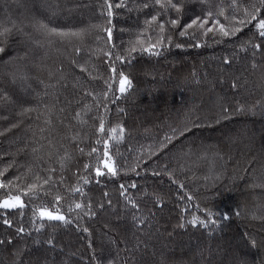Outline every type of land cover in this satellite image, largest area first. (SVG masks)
I'll return each mask as SVG.
<instances>
[{
  "label": "trees",
  "instance_id": "trees-1",
  "mask_svg": "<svg viewBox=\"0 0 264 264\" xmlns=\"http://www.w3.org/2000/svg\"><path fill=\"white\" fill-rule=\"evenodd\" d=\"M110 2L0 0V202L25 205L0 208V264H264V37L237 23L258 0Z\"/></svg>",
  "mask_w": 264,
  "mask_h": 264
},
{
  "label": "snow or ice",
  "instance_id": "snow-or-ice-1",
  "mask_svg": "<svg viewBox=\"0 0 264 264\" xmlns=\"http://www.w3.org/2000/svg\"><path fill=\"white\" fill-rule=\"evenodd\" d=\"M157 2L159 3L160 0H157ZM105 3H106V6H107V15H108V17H112L113 16V11H112L113 4L110 2V0H105ZM123 6H125L124 3H123V0H120V2L115 5L116 8H120V7H123ZM161 6L162 7L168 6V7H171L173 9H175L176 11H179V8H177L176 4L172 3V0H168L167 5H163L162 4ZM145 7H147V5H145ZM261 9H264V0H258V4L252 5V10L251 11L245 9L244 18H242L239 21H237V23L239 25L243 26L245 24L255 22L254 26H255V28L258 31V35L260 37H264V17L260 16ZM212 15L213 14L211 12L208 13V17L209 18ZM219 15H223V11H221L219 13ZM155 20H156V17L153 16L152 17V21H155ZM108 23L111 24V19L108 21ZM149 23H151V22H149ZM170 23H171V25L175 26V25L178 24V21L174 19V20H171ZM206 24H208V19L201 20L198 17L197 19H194L191 24L187 25V27L188 28H192L193 26H198L200 29H205V25ZM215 24L219 25L217 31L222 36L233 35V34H235V32L241 30L240 28H237V27H232L231 29L225 28V26L223 24H220L219 21H216ZM41 27H47V26L46 25H41ZM159 28H160V32L162 33L164 31V25L160 24ZM102 30L107 32L108 38H109V40H111L112 28L111 27H106V28H103ZM213 30H214L213 28H207V29H205L204 34H207L208 32H212ZM7 31L8 30L5 29V32H7ZM49 32L51 34L60 35V36L69 35V33L57 32V30L54 29V28L53 29H49ZM71 35L75 36V35H79V33H71ZM180 35L181 36L185 35V32H181ZM150 39L151 38H149V40ZM136 43L140 45V50L145 51V52H150L151 54H154V55H159V52H154L153 49L157 48L160 44L163 43V37L158 39L155 44L149 43L147 47L143 46L144 42L141 41V40H138ZM177 47H180V45H177ZM254 47L259 48L260 46L259 45H254ZM135 51H137V47H136V44H133V46L129 49V54H131L132 52H135ZM107 55L110 56L111 53H107ZM116 59L121 61V62H124L123 58L121 56H119V55L116 56ZM111 71L113 73V76H112L111 79H114L115 78L116 69L114 67H112ZM126 85H127V88H131V81L128 79L127 76H125L123 74V72H121L120 73V81H119V92L121 94H123L127 90V88L125 87ZM108 87H109V89H111V87H112L111 83H108ZM105 95H107V94L105 93ZM117 128H119V135L118 136L116 135ZM98 131L104 132V124H103V122H101ZM110 132L112 134L110 139L120 140V139L123 138L124 128L122 126H120V125H117V127L111 128ZM97 143H100V141L98 140ZM103 143H104V148H105V151L103 153V157H99L98 156L97 160L100 163H104V166L107 168L108 173H110L112 176H116L118 173H117V170L115 169V167H113L112 165H110V164H108L106 162V160H111L112 159L111 156L109 155L108 151H107L109 142L107 140H105V141H103ZM92 151L96 152L97 149L93 148ZM105 158H106V160H105ZM87 167H88V165H85V168H87ZM95 172H96L97 176L105 174L104 172L101 171V169L99 167H97L95 169ZM37 179H39V177H37ZM47 183H48V180H44L43 181V184H47ZM85 183H88V181L85 180ZM131 186L135 187V185H131ZM5 187H7V186L4 185V184H0V188H5ZM38 187L42 188V185L38 186L35 183L28 185V189H27V191L24 194L25 195H28V194L35 195L36 194V190L38 189ZM121 188L123 189L124 185H121ZM75 191L80 192L81 189L77 188V189H75ZM59 200H60V197L57 196L56 197V201L59 202ZM24 206L25 205H24L21 197L19 195H15L14 196L11 193H9L7 195L6 199H4L2 202H0V208H4V209H13V208H17V207L23 208ZM81 207H82L81 204H79V203L75 204V208L79 209ZM133 207H136V205L134 203H133ZM39 215L41 217H46L49 220H59V221L67 222L65 216H63V215H54L51 211H48L46 209H41L40 212H39ZM209 215H211V213H209ZM224 218L227 219L226 216ZM4 223L8 224L10 226V221L5 220ZM189 223H191L193 226H196L197 219L194 218L193 220L189 221ZM199 223H201L205 227L208 226L204 221H199ZM212 223H215V220H213ZM181 227H183V225H181ZM18 231H23V229L21 228ZM85 231H87V229H85ZM0 243H2V241H0Z\"/></svg>",
  "mask_w": 264,
  "mask_h": 264
},
{
  "label": "rangeland",
  "instance_id": "rangeland-1",
  "mask_svg": "<svg viewBox=\"0 0 264 264\" xmlns=\"http://www.w3.org/2000/svg\"><path fill=\"white\" fill-rule=\"evenodd\" d=\"M108 163V162H107ZM108 164H110V163H108ZM111 165V164H110ZM17 208H19V207H17ZM4 209V208H3ZM13 209H15V208H13ZM54 215H58V214H56V213H53ZM42 218H46V217H42ZM47 219V218H46Z\"/></svg>",
  "mask_w": 264,
  "mask_h": 264
}]
</instances>
